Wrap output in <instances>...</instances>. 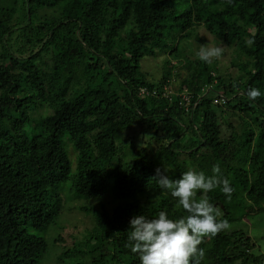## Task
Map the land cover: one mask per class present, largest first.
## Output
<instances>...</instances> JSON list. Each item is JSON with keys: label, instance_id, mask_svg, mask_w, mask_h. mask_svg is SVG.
I'll list each match as a JSON object with an SVG mask.
<instances>
[{"label": "trees", "instance_id": "16d2710c", "mask_svg": "<svg viewBox=\"0 0 264 264\" xmlns=\"http://www.w3.org/2000/svg\"><path fill=\"white\" fill-rule=\"evenodd\" d=\"M197 28L230 50L234 73L197 58ZM156 53L169 56L158 81L140 66ZM250 87L264 93V0H0V264H140L130 219L187 214L155 170L212 176L216 164L231 199L197 198L230 229L204 239L201 264H261L231 230L264 214V95ZM135 125L141 149L123 141ZM72 202L92 228L68 247Z\"/></svg>", "mask_w": 264, "mask_h": 264}, {"label": "clouds", "instance_id": "9594fccd", "mask_svg": "<svg viewBox=\"0 0 264 264\" xmlns=\"http://www.w3.org/2000/svg\"><path fill=\"white\" fill-rule=\"evenodd\" d=\"M223 53L222 46L201 44L196 56L210 64L221 59ZM246 95L256 101L264 93L250 87ZM212 172V176H206L202 171L189 168L179 178L172 179L165 169L164 172L160 168L155 170V176L150 179L167 190L187 214L172 219L167 211L161 210L155 218L135 215L130 219L126 246L138 254L140 264H201L206 255L200 247L204 239L230 229L229 222L220 219V211L206 195L197 198L198 193L206 194L219 188L231 199L235 189L221 175L220 165H214Z\"/></svg>", "mask_w": 264, "mask_h": 264}, {"label": "rangeland", "instance_id": "374dc122", "mask_svg": "<svg viewBox=\"0 0 264 264\" xmlns=\"http://www.w3.org/2000/svg\"><path fill=\"white\" fill-rule=\"evenodd\" d=\"M196 32L202 41L197 43L195 42L193 48L199 50V46L201 44H207L209 46H222L224 48L223 45L216 43L213 38L202 28H197ZM167 57L169 58L167 54L156 53L153 56H148L141 60V69L143 73L147 74V78L149 80L158 81L161 78L163 72V63ZM216 61L217 67L220 72L225 73L226 70L229 71V73L235 72V69L230 67V50L224 48V53L222 54L221 59ZM177 71H180V73L184 75V72L181 69H178ZM123 141L125 143H132L136 147V149H141L147 145L148 138L143 135L142 127L139 125H135L125 133ZM70 205L73 206V208L70 209ZM77 206L78 204L76 202L68 204L63 215V219L66 222L64 225V229L60 231V234L61 237L64 238L63 244L67 245L68 247L73 244V237L81 239V235L84 234L85 230L92 228L91 218L87 217L83 212L77 210ZM234 216L236 215L234 214ZM236 219L237 222L233 224L231 230L241 229L242 231L247 232L255 240L256 244L261 248V251L264 252V214H259V216H249L246 218H239L238 216L236 217ZM50 264L54 263L51 262Z\"/></svg>", "mask_w": 264, "mask_h": 264}, {"label": "built area", "instance_id": "2783aa9c", "mask_svg": "<svg viewBox=\"0 0 264 264\" xmlns=\"http://www.w3.org/2000/svg\"><path fill=\"white\" fill-rule=\"evenodd\" d=\"M140 92L143 94L144 93V89H142ZM214 102L215 103H219V104H224L225 103V99H224L223 96H218L217 98L214 99ZM261 264H264V261Z\"/></svg>", "mask_w": 264, "mask_h": 264}]
</instances>
